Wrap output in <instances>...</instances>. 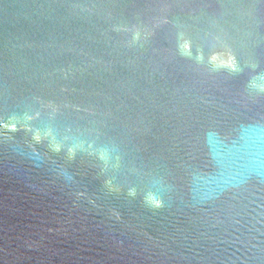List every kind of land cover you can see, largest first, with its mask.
Returning <instances> with one entry per match:
<instances>
[{"label": "water", "instance_id": "obj_1", "mask_svg": "<svg viewBox=\"0 0 264 264\" xmlns=\"http://www.w3.org/2000/svg\"><path fill=\"white\" fill-rule=\"evenodd\" d=\"M0 264H264V0H0Z\"/></svg>", "mask_w": 264, "mask_h": 264}, {"label": "clouds", "instance_id": "obj_2", "mask_svg": "<svg viewBox=\"0 0 264 264\" xmlns=\"http://www.w3.org/2000/svg\"><path fill=\"white\" fill-rule=\"evenodd\" d=\"M156 203H157V206H159V202L157 201Z\"/></svg>", "mask_w": 264, "mask_h": 264}]
</instances>
